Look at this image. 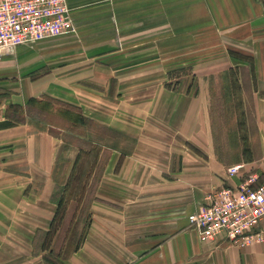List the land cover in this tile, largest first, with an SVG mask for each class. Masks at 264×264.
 <instances>
[{
	"label": "crops",
	"instance_id": "0c3cea01",
	"mask_svg": "<svg viewBox=\"0 0 264 264\" xmlns=\"http://www.w3.org/2000/svg\"><path fill=\"white\" fill-rule=\"evenodd\" d=\"M67 1L76 32L18 45L0 59V186L14 187L20 202L17 211L27 202L37 204H25L26 213L36 216L45 210L29 240L30 256L48 264L38 238L49 229L60 199L55 204L56 167L70 122L53 117V124L43 123L26 116L25 107L31 98L50 97L77 107L79 111L72 112L92 121L94 130L88 129L86 140L100 147L102 160L93 174L95 178L101 169L89 203L86 235L63 264H264V224L252 242L235 245L222 235L203 239L190 229L188 218L217 189L238 186L245 174L264 172V0H165L169 12L158 24L162 28L128 38H122L127 34L116 28L119 14L150 0ZM232 28L228 39L226 30ZM182 31L190 32V38L167 62L166 82L180 69L188 70L195 81L185 88L172 85L179 92L164 89L163 93L178 100L172 113L175 108L185 109L189 118L174 125L168 149L158 156L159 146L150 145V139L166 135L153 134L148 125L151 103L131 124L116 120L90 99L103 93L121 97L129 90L122 77L126 69L112 68L118 53ZM215 41L224 42L228 59L203 65L200 45ZM235 71L241 73V85L249 91L246 135L240 133L238 111L233 107L232 112L223 111L226 139L218 142L216 84L222 75ZM13 105L23 107L24 112H18L25 116L23 122L15 123L7 116L8 110L14 113ZM97 126L112 136L95 132ZM37 130L48 134L42 149L30 152L19 147L23 136L37 139ZM150 151L154 159L146 157ZM29 153V158H23ZM195 156L200 157L196 168L191 166ZM237 164L244 168L231 176L228 169ZM191 168L205 172V177L188 178L191 188L186 192L182 180ZM44 201L51 203L50 210L41 204Z\"/></svg>",
	"mask_w": 264,
	"mask_h": 264
},
{
	"label": "rangeland",
	"instance_id": "374dc122",
	"mask_svg": "<svg viewBox=\"0 0 264 264\" xmlns=\"http://www.w3.org/2000/svg\"><path fill=\"white\" fill-rule=\"evenodd\" d=\"M164 1L165 0H150L149 4H142L141 2L132 9L128 8L122 10V13L119 14V23L116 25V28L121 32L123 31V33L127 35L121 37L128 38L143 34L147 31L153 32L161 29L162 26L158 24L166 18L165 15L169 12V9L167 8L168 6H166L167 4ZM146 27L148 29H145ZM182 28V30H184L183 26ZM226 31V36L230 39L228 36L233 33L234 28L227 29ZM190 34V32L182 31L181 33L179 32L174 35H165L162 38L137 44L131 48L121 51L116 55V62L112 68L122 67L126 69V72L122 75V77L127 80L126 85L129 90H127L126 94L121 95V97H115L108 93H103L102 95H98L99 97L90 99L103 112L109 115H114L116 120L120 122L129 121L131 124H135L137 122L138 117L143 113L142 108L144 105L151 103L153 109L149 113L150 120L148 125L151 127L153 134H155V131L156 133L157 131H162V133L166 135V137L150 139L153 140L149 143L150 145L159 146L157 152L158 156H162L163 153H165V150L168 149V144L171 140L170 132L173 130L174 125L178 121L180 122L181 120L189 118L185 109L177 110V108H175L174 112H171L174 104H178V100L173 97L169 98L167 92L163 93V90L170 89L173 92H179V90L172 87V85L178 87L182 85V87L185 88L187 85L191 83L193 84L195 81L194 75H192L188 70L180 69L170 74L168 81L166 82L165 70L167 62L171 59V55L174 54L182 44L189 41ZM227 38L226 43L228 40ZM223 43L224 42L215 41L208 43L207 45H200V47H202V49H200L201 55L205 56L201 59L203 65L210 64L212 62H222L228 59V53L225 51ZM207 54H213L214 56H206ZM240 78H242L241 73H237V71H235L228 75H222V78L219 79L218 84H216L214 107H216L217 110L215 134L218 142L219 140L224 141L226 139L224 135L226 132H223L224 125H226L224 121V112H226V109H229V111L232 112L233 107L238 111V125L240 133L242 132L244 137L246 135V120L250 117L251 106L249 91L246 89V85H243L245 87H242ZM43 100H45V104L47 103L48 108L51 109V112H49V118L51 120H53V117H56V119L59 120H63V118L68 119L67 115L63 114L64 111L59 103L51 100L48 101L46 99ZM168 110L170 111V115L168 114ZM58 116H60V118H57ZM141 126L142 124L140 125V128ZM91 129L94 130V125H91ZM96 129L97 130H95V132L97 131V133L101 135L112 136L111 134H113L102 126H97ZM56 131L60 132L59 130ZM44 132L46 131H36V135L39 139L31 137L27 138L23 136V139L20 140L21 143L19 147H21V145H23V149L28 147L30 148V152L35 148L42 149L44 147L45 136L48 135L44 134ZM62 140L65 143L61 146L56 167L57 184L54 192L56 199L55 204H57L58 198L64 194L65 184L72 171L71 168L74 165L76 156L80 150L79 145L84 146L86 143L84 140H75L70 144L65 139ZM147 146L149 145L147 144ZM171 146L179 147L176 143H172ZM30 156V153L25 154L23 158H29ZM154 156V153L150 151L146 157L154 159ZM195 157L196 160H192L191 166L196 168L198 166L197 161L200 157ZM101 162L102 160H100L99 165ZM100 172L101 169L95 172L96 180L100 176ZM194 176L205 177V172L195 171L191 168L184 175L182 186L186 192L191 188V184H188L186 181H188V178H194ZM5 186L3 184L0 186V264H40L41 261L38 257L30 256L29 240L37 219L40 220L41 216H43L41 214H44L45 210H40L36 216L34 214L32 215L26 213L29 211L24 209L25 204L29 207L37 204L36 202H27L24 203V207L22 206L21 211H17L20 208V202H18L13 193L12 189L14 187ZM91 189L92 185L88 188L90 193L88 195V199H90L89 197L92 195ZM231 196V191L225 193L224 206L227 208H230L231 206ZM236 198L240 205L246 203V199L242 198L240 193H236ZM247 202L250 204L253 203L254 200L250 199ZM41 204L44 207H49L48 210L51 209V203L44 201ZM67 207L70 214L75 212V206L72 202L69 203ZM80 211V216L75 220L70 234H66L64 230L61 232L58 231V234L54 237L49 250L45 251L42 249L41 245H45L46 240L43 234L39 235V247L41 248L40 250H42L43 257L48 264H63V260L75 249L78 240L81 237V233L83 232V228L88 223V203H86V205H82ZM15 214H17V216H15ZM190 225L192 226L190 229L197 232L198 235L203 238L197 224L192 225L190 223ZM66 236H68V238ZM222 236H224V233ZM64 239H66V241H64ZM230 243L235 245L238 244L236 241H232Z\"/></svg>",
	"mask_w": 264,
	"mask_h": 264
},
{
	"label": "built area",
	"instance_id": "2783aa9c",
	"mask_svg": "<svg viewBox=\"0 0 264 264\" xmlns=\"http://www.w3.org/2000/svg\"><path fill=\"white\" fill-rule=\"evenodd\" d=\"M72 32H76V24L67 0H0V59L18 45ZM243 168V164L233 165L228 173L237 175ZM228 191L232 192L230 208L224 206ZM236 193L246 203L240 205ZM250 199L254 202L249 204ZM188 218L192 225L197 224L203 239L224 233L229 242H252L263 231L264 172L245 174L238 186L215 191L209 202Z\"/></svg>",
	"mask_w": 264,
	"mask_h": 264
},
{
	"label": "trees",
	"instance_id": "16d2710c",
	"mask_svg": "<svg viewBox=\"0 0 264 264\" xmlns=\"http://www.w3.org/2000/svg\"><path fill=\"white\" fill-rule=\"evenodd\" d=\"M45 99L48 101L51 100L53 102H57L66 107V110H64L63 114L67 115L70 123L66 128V131L68 133L63 137V139H65L70 144L75 140H84L86 142L84 146L79 145L80 150L78 152V155L76 156L72 171L65 184L64 194L59 199L58 206L52 218L49 229L43 233L46 242L45 245L43 244L41 245V247L43 250L47 251L51 248L50 245L54 240V237L58 234V231L61 232L62 230H64L66 234H70L75 220L80 216L82 205H86V203H88L89 212V203L94 198V190L97 184L96 182L98 180L93 178V174L96 165L100 162V147L94 146L88 139L86 140L88 129L91 127L92 121H90L87 117L82 116L81 113L77 114L72 112L79 111L77 107L60 103L50 97H45ZM44 101L45 100L31 98L26 104L25 113L26 116H30L31 118L36 119L40 122L50 124L53 122V120L49 118V112H51V109L48 108L47 103L45 104ZM10 108L13 109L14 113H10V110H8L7 116L11 118L13 122L21 123L25 120V116H23L22 113L19 114L24 110L21 105H13ZM54 121L56 122V120ZM91 185L92 195L91 197H89L90 199H88V195L90 194L88 188ZM71 202L75 206V212L73 214H70L67 209V205ZM87 217L88 223L85 226L86 229L85 227L83 228V232L81 233L82 238H79L75 249L79 247L86 235L91 219L90 213H87ZM66 237L68 238V236ZM66 239H64V241H66Z\"/></svg>",
	"mask_w": 264,
	"mask_h": 264
}]
</instances>
